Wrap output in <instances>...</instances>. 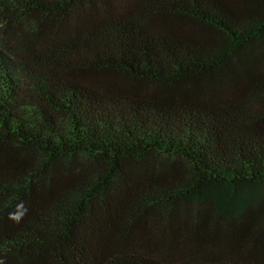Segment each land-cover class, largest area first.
I'll return each mask as SVG.
<instances>
[{"label": "trees", "instance_id": "1", "mask_svg": "<svg viewBox=\"0 0 264 264\" xmlns=\"http://www.w3.org/2000/svg\"><path fill=\"white\" fill-rule=\"evenodd\" d=\"M0 264H264V0H0Z\"/></svg>", "mask_w": 264, "mask_h": 264}]
</instances>
